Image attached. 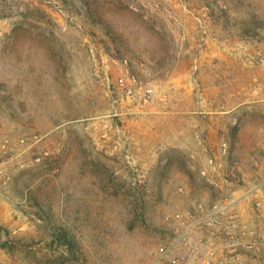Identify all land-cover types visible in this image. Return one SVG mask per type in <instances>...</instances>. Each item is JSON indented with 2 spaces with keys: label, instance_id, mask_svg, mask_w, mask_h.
<instances>
[{
  "label": "rangeland",
  "instance_id": "374dc122",
  "mask_svg": "<svg viewBox=\"0 0 264 264\" xmlns=\"http://www.w3.org/2000/svg\"><path fill=\"white\" fill-rule=\"evenodd\" d=\"M213 205L264 264V0H0V264H192Z\"/></svg>",
  "mask_w": 264,
  "mask_h": 264
},
{
  "label": "built area",
  "instance_id": "2783aa9c",
  "mask_svg": "<svg viewBox=\"0 0 264 264\" xmlns=\"http://www.w3.org/2000/svg\"><path fill=\"white\" fill-rule=\"evenodd\" d=\"M144 6L146 7L145 4ZM118 86L125 90L127 96H135L138 94L141 106H147L150 104V99L153 94L152 84L142 82L134 75H131L128 83H126V80L120 79ZM232 213V210L227 211V206L213 205L204 217L206 219H212V221L216 222L223 216H228V224H226L224 227V233H214L212 237H203L201 240H197L192 244L191 238L189 236L191 229L185 230L183 232L186 237L184 236L182 238L183 241L181 243L184 248L192 249V264H240L238 254H234L232 253L233 251L226 250L224 247L218 246V243L222 237L230 235L233 230L235 215H232ZM178 217L179 215L176 214L175 218ZM247 234L250 236V238L256 239V231L254 229L247 231ZM230 238H232V234L230 235ZM252 245L253 243L249 241L247 247L251 248Z\"/></svg>",
  "mask_w": 264,
  "mask_h": 264
},
{
  "label": "trees",
  "instance_id": "16d2710c",
  "mask_svg": "<svg viewBox=\"0 0 264 264\" xmlns=\"http://www.w3.org/2000/svg\"><path fill=\"white\" fill-rule=\"evenodd\" d=\"M2 248H5L7 249L8 248V245L7 243H4V241H1V245H0ZM67 259H71V256L69 254V256H66ZM51 264H65V258L64 260L59 258V257H56L54 260H52Z\"/></svg>",
  "mask_w": 264,
  "mask_h": 264
},
{
  "label": "crops",
  "instance_id": "0c3cea01",
  "mask_svg": "<svg viewBox=\"0 0 264 264\" xmlns=\"http://www.w3.org/2000/svg\"><path fill=\"white\" fill-rule=\"evenodd\" d=\"M244 214H245V212H244ZM244 214H243V216H244Z\"/></svg>",
  "mask_w": 264,
  "mask_h": 264
}]
</instances>
